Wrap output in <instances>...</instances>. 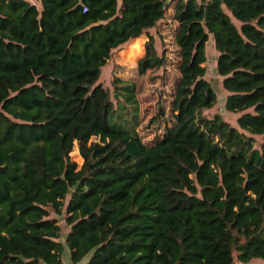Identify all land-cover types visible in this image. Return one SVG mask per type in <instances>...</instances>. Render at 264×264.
Instances as JSON below:
<instances>
[{
  "label": "trees",
  "instance_id": "trees-1",
  "mask_svg": "<svg viewBox=\"0 0 264 264\" xmlns=\"http://www.w3.org/2000/svg\"><path fill=\"white\" fill-rule=\"evenodd\" d=\"M171 0H0V264L264 262V0H179V65L144 143L135 80L100 77ZM212 36L224 108L206 111ZM82 159L78 165L71 155ZM63 237V241H62Z\"/></svg>",
  "mask_w": 264,
  "mask_h": 264
},
{
  "label": "rangeland",
  "instance_id": "rangeland-1",
  "mask_svg": "<svg viewBox=\"0 0 264 264\" xmlns=\"http://www.w3.org/2000/svg\"><path fill=\"white\" fill-rule=\"evenodd\" d=\"M179 0H171L164 19L156 28L155 46L159 54L164 53L166 63L163 67L147 70L142 76H138L136 66L138 61L145 55V43L148 40L147 35H143L136 42H129L126 46L112 55L108 65L103 68L100 82L102 85L110 87L113 75L123 79L135 80L137 86V99L140 104L141 127L139 134L144 143L151 142L161 136L162 125L158 124L156 128H151L149 121L154 117L159 108H163L167 113L170 110V103L173 100L174 89L179 78L178 65V47L175 44L174 36L177 31V23L173 20L174 6ZM206 80L216 94L217 101L213 107L206 111L209 117L220 115V117L232 126H236L235 114L229 113L224 108L226 91L222 88L220 78L216 71V52L212 36L206 42ZM73 161L78 165L82 159L75 150L71 155ZM63 241V237H62ZM63 262L67 261L68 250L63 251ZM86 260L82 262L85 263ZM249 264H264L262 260H253Z\"/></svg>",
  "mask_w": 264,
  "mask_h": 264
},
{
  "label": "crops",
  "instance_id": "crops-1",
  "mask_svg": "<svg viewBox=\"0 0 264 264\" xmlns=\"http://www.w3.org/2000/svg\"><path fill=\"white\" fill-rule=\"evenodd\" d=\"M28 1L36 6H39V0H28Z\"/></svg>",
  "mask_w": 264,
  "mask_h": 264
}]
</instances>
